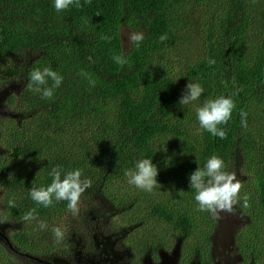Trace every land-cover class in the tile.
I'll return each instance as SVG.
<instances>
[{"label":"trees","instance_id":"16d2710c","mask_svg":"<svg viewBox=\"0 0 264 264\" xmlns=\"http://www.w3.org/2000/svg\"><path fill=\"white\" fill-rule=\"evenodd\" d=\"M190 1L79 0L58 12L54 0H0V88L16 86L0 114V223L12 231L14 248L69 255L81 241L94 251L88 228L98 210L95 193L117 208L137 203L134 197L116 201L112 189L143 158L160 170L154 190L171 189L147 215L187 232L201 217L202 234L209 235L212 216L199 210L189 176L218 155L241 182L233 211L244 223L236 242L242 249L251 245L244 250L256 264L264 259V0H196L211 14L197 26L205 52L197 54V43L188 42L182 60L173 54L184 48L181 21ZM125 27L143 33L138 47L124 46ZM46 67L62 77L51 98H41L30 80L32 71ZM189 82L204 92L180 105ZM219 96L235 103L228 123L219 126L224 139L202 129L196 115ZM56 166L79 168L91 181L75 212L67 201L53 198L45 208L30 197L32 188L51 184ZM33 209L35 219L25 222ZM41 222L60 227L63 238L42 233ZM6 250L14 249L0 240V264H20Z\"/></svg>","mask_w":264,"mask_h":264},{"label":"clouds","instance_id":"9594fccd","mask_svg":"<svg viewBox=\"0 0 264 264\" xmlns=\"http://www.w3.org/2000/svg\"><path fill=\"white\" fill-rule=\"evenodd\" d=\"M73 4L79 6V0H54V7L58 12ZM143 39L141 32H133L130 36V40L137 47ZM161 39L163 40L164 37ZM113 59L116 63H124L120 56H114ZM30 80L36 85L34 90L41 95V98H51L54 95V89L60 86L62 77L56 71L46 67L43 70L32 71ZM49 80L53 81L51 86L48 85ZM203 92L204 89L200 83L189 82L186 85V93L181 96L179 104L189 105L197 101ZM234 108L235 103L231 96H219L206 100L196 110L200 127L213 136L226 138V130L219 126L228 123ZM246 115L241 112V124L244 127L247 126V121L244 119ZM225 168L224 159L218 155H212L203 167L199 165L189 176V188L195 190L194 199L199 210L207 211L215 218H219L221 212H233V205L241 189V182L236 178L235 173L226 171ZM159 171L151 158H143L137 160L133 168L125 172V176L128 184L145 192H152L159 185L157 180ZM50 175L53 178L51 184L47 187L32 188L30 190L31 199L45 208L52 205L53 198L56 201H67L68 208L73 212L77 211L80 197L91 187V181L82 179V171L79 168L64 171L60 166H56L52 168ZM34 212L33 209L26 213L24 221L34 220ZM39 227L43 230L47 228V225L41 222ZM52 232L56 240L63 238L64 233L60 227H54Z\"/></svg>","mask_w":264,"mask_h":264},{"label":"rangeland","instance_id":"374dc122","mask_svg":"<svg viewBox=\"0 0 264 264\" xmlns=\"http://www.w3.org/2000/svg\"><path fill=\"white\" fill-rule=\"evenodd\" d=\"M204 2L197 3L196 0H192L187 2L184 5V21H181V34L184 39H182V45L184 48L180 50L178 53H174L173 57L178 56L180 59H184L188 54V42L197 43V47L199 48L198 53H202L204 51V47L202 46L201 41H198L201 34H203L200 29L197 28L200 25L206 16H211L210 12H208V5L203 7ZM200 9V11H199ZM123 39L124 46H130V36L133 33L127 27L123 28ZM205 52V51H204ZM16 87L15 85H6L5 87L0 88V114L1 110L6 111L5 109V97L12 91V88ZM109 96V95H107ZM110 97V96H109ZM7 107V106H6ZM1 117V116H0ZM1 121V119H0ZM1 145V143H0ZM175 150H173L174 152ZM124 180L115 181L114 188L112 189L116 197V201H124L127 197H134L133 200H136L137 203H133L132 206L127 205V202H120V209L117 208L116 204L110 202L107 198L100 196L98 193H95L94 197L98 201V210L97 213H91L92 217L89 218V228H88V236L93 237L95 243L98 245L97 249L89 252L90 256L87 258L88 264H104L106 263V257L113 261L117 256L113 251L118 250L116 244H118V236L112 235V228H116L117 226H127L125 227V234L123 237H128L126 241L131 243L136 247L135 252H143L146 251L144 248L147 244H153V242L159 241L162 245L169 247L171 245V241L173 240V228L174 226L170 225L165 221H161V219H153L148 214L149 210L154 204V201H160L163 199L169 198L168 191H170V187H158L152 192H145L141 189L136 188L133 185L127 183V177L123 178ZM161 176H157V180H160ZM140 198H139V197ZM176 199V198H172ZM1 208V206H0ZM238 219V214L236 212H221L219 215V225L218 230L215 231V246L218 251V256H220L226 248L227 245L235 244V239L231 238L235 221ZM147 221V225L143 224L142 221ZM144 225V226H143ZM0 226L4 227V222L0 223ZM131 227V233H129V228ZM2 228V227H1ZM54 226L48 225L46 229H41V232L47 233L52 231ZM158 236H157V235ZM48 235V234H46ZM122 235V234H120ZM174 237V236H173ZM129 238H132L134 244L130 241ZM231 238V239H230ZM38 242L44 244L45 236L39 238ZM115 239L116 243L112 245L113 240ZM44 246V245H43ZM180 246V245H179ZM245 250L251 249V245H242ZM256 246H253L255 248ZM242 249V248H241ZM242 249L240 253L242 255L248 256L247 251ZM233 250V249H232ZM148 251L146 254H148ZM251 252V251H250ZM152 253V252H151ZM47 257H50L49 255ZM241 259V255H239ZM258 264H264V259H259ZM246 264H254L248 259H246Z\"/></svg>","mask_w":264,"mask_h":264},{"label":"flooded vegetation","instance_id":"af4514ba","mask_svg":"<svg viewBox=\"0 0 264 264\" xmlns=\"http://www.w3.org/2000/svg\"><path fill=\"white\" fill-rule=\"evenodd\" d=\"M118 208L120 209V207ZM237 214L238 219L235 221L234 231L231 236V238L235 239V244L229 243L227 248L223 251L225 253H222L220 256H218V251H222L217 250L215 246L217 218L210 214L213 223L209 235L202 234L203 219L199 217L190 232L180 227L173 228V240L169 247L157 241L153 242V244H147L144 248L146 251L141 253L133 251V249L136 250V247L126 241L128 238L127 236L125 238L123 237V234H125V227L127 226L119 225L116 228H112V235H119V240H117L118 244H116L118 250L113 251L117 257L113 261H110L106 257V263L104 264H246V259L256 264L252 255L246 256L240 253L242 249L236 242V238L244 221L242 222L243 217H241L239 213ZM128 228L130 230L128 235H130L132 228ZM68 233L71 236V233ZM11 237L12 231L9 228L0 226V240L14 249L12 250L13 252H10L11 250H6L7 254H9L8 257L12 260L18 258L20 264H88L87 258L90 256L89 252H92L86 250L85 244H82L80 241L77 243L76 250L69 255L63 254V251L57 250L50 254L34 255L26 250H17L14 248ZM129 239L134 244L133 239ZM93 240L95 239L93 238ZM115 243L116 241L114 239L112 245ZM94 245L97 249L98 245L95 241ZM148 251L150 252L146 254ZM48 255L50 257H47ZM239 255H241V259ZM42 257H44V259Z\"/></svg>","mask_w":264,"mask_h":264},{"label":"water","instance_id":"95a60500","mask_svg":"<svg viewBox=\"0 0 264 264\" xmlns=\"http://www.w3.org/2000/svg\"><path fill=\"white\" fill-rule=\"evenodd\" d=\"M1 112L4 113L5 111H4V110H1ZM218 225H219V218H217V227H216L215 231L218 230ZM230 239H231V238H230Z\"/></svg>","mask_w":264,"mask_h":264}]
</instances>
